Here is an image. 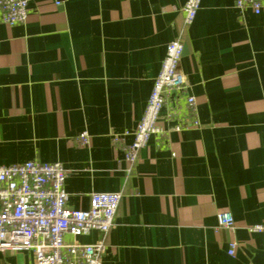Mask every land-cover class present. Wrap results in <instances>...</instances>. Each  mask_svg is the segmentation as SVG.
<instances>
[{
  "label": "crops",
  "instance_id": "1",
  "mask_svg": "<svg viewBox=\"0 0 264 264\" xmlns=\"http://www.w3.org/2000/svg\"><path fill=\"white\" fill-rule=\"evenodd\" d=\"M185 2L28 0L25 22L0 21V166L61 162L71 209L121 192L102 264H264V233L246 228L264 223V7L201 0L186 25ZM175 38L201 125L152 135L129 165L111 134L136 127ZM0 264L35 263L7 250Z\"/></svg>",
  "mask_w": 264,
  "mask_h": 264
},
{
  "label": "built area",
  "instance_id": "2",
  "mask_svg": "<svg viewBox=\"0 0 264 264\" xmlns=\"http://www.w3.org/2000/svg\"><path fill=\"white\" fill-rule=\"evenodd\" d=\"M201 0H186L183 20H194ZM239 13L245 9L260 14L264 0H234ZM28 0H0V21L13 25L26 21ZM183 44L175 38L166 45L161 68L154 79L144 113L131 131L112 133L113 145L132 165L152 135L166 138L172 131L182 132L201 125L196 99L191 94L180 68ZM160 121L163 125H160ZM131 135L130 143L125 136ZM76 142L86 146L89 133L82 130ZM174 155V153H172ZM66 171L59 161L29 160L0 166V251H29L35 264H102L106 236L114 225L121 192H91L87 209L67 206L64 184ZM218 225L233 229L232 214L221 211ZM249 232L264 233V223L246 227ZM96 230L99 238L92 243L66 242L65 236L77 237ZM237 245L229 242V253Z\"/></svg>",
  "mask_w": 264,
  "mask_h": 264
}]
</instances>
